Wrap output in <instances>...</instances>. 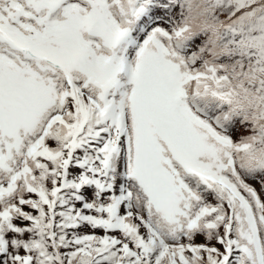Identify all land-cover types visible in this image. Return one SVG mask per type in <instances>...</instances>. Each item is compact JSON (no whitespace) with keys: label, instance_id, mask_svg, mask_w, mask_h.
Wrapping results in <instances>:
<instances>
[{"label":"snow or ice","instance_id":"obj_1","mask_svg":"<svg viewBox=\"0 0 264 264\" xmlns=\"http://www.w3.org/2000/svg\"><path fill=\"white\" fill-rule=\"evenodd\" d=\"M0 264H264V0H0Z\"/></svg>","mask_w":264,"mask_h":264}]
</instances>
